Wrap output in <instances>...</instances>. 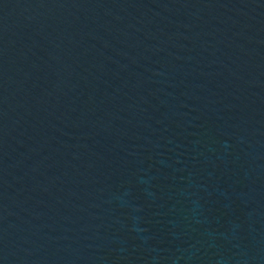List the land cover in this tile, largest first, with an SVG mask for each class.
I'll return each instance as SVG.
<instances>
[{"label":"water","instance_id":"water-1","mask_svg":"<svg viewBox=\"0 0 264 264\" xmlns=\"http://www.w3.org/2000/svg\"><path fill=\"white\" fill-rule=\"evenodd\" d=\"M0 264H264V0H0Z\"/></svg>","mask_w":264,"mask_h":264}]
</instances>
